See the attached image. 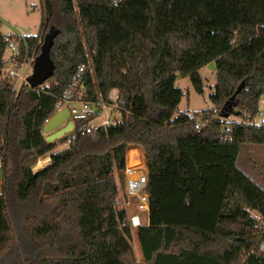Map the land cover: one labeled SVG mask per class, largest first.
Returning a JSON list of instances; mask_svg holds the SVG:
<instances>
[{
	"label": "trees",
	"instance_id": "trees-1",
	"mask_svg": "<svg viewBox=\"0 0 264 264\" xmlns=\"http://www.w3.org/2000/svg\"><path fill=\"white\" fill-rule=\"evenodd\" d=\"M41 4V27L60 30L51 49L55 71L43 84L24 82L15 92L2 75L0 34V263L15 264L10 255L19 243L31 250L23 248L20 264H138L131 229L122 226L126 210L118 207L126 150L137 144L149 196V222L138 227L145 264H264L256 252L264 185L238 164L245 146L264 148V125L254 121L264 94V0ZM37 34L13 35L22 55L37 54ZM210 61L212 107L176 114V73L202 93L198 70ZM89 62L106 91L118 89L120 120L83 134L77 127L55 149L43 126L57 99L81 79L82 98L97 100ZM47 155L49 163L33 170ZM25 205L32 208L19 219V242L13 213Z\"/></svg>",
	"mask_w": 264,
	"mask_h": 264
},
{
	"label": "rangeland",
	"instance_id": "rangeland-1",
	"mask_svg": "<svg viewBox=\"0 0 264 264\" xmlns=\"http://www.w3.org/2000/svg\"><path fill=\"white\" fill-rule=\"evenodd\" d=\"M43 17H44V13L42 11L41 0H0V34L2 35L25 36V35L38 33L37 35L40 38L38 41L41 43L44 34L48 31L47 29L41 27V24L43 23ZM108 37L110 38L111 35H109ZM35 53L36 52L34 49L33 52L31 53L32 54L31 56H33ZM38 53L39 50L37 54ZM37 54H35V56ZM86 67L91 68L90 71L92 74L93 81L97 87V91L101 92L103 95H106L107 88L105 87L106 85L102 79V75L99 72V70L93 65V62H89L88 66L86 65ZM24 72L30 74L31 70L26 69V71ZM198 73L203 83L202 93H199L194 89V87L191 84L190 78L188 76H183L179 73H176L174 84L175 86L179 87L182 92V97L177 106L176 114L178 113L200 114V112L203 109L212 107V103L209 99V94L213 91V85L216 82L214 61H210L204 66L200 67ZM99 113H100V117L98 120L103 119L106 116L115 115L117 117L116 119L119 121L121 117L120 114L116 110H112L111 107L102 109L99 111ZM225 118H229L230 120L237 119L234 118V116H230V117L225 116ZM254 121L256 124L264 125V94L260 98L258 113ZM44 135H48V134L44 133ZM54 141H57V139H55ZM67 145L68 143H66L65 141L58 140L56 142L55 149H61L66 147ZM130 148L140 150L143 159L141 164L142 166L145 165L143 169L147 170L144 149L137 144L128 145L127 150H130ZM43 158L44 157H40L37 159L36 163L32 167L33 170H37L41 168L43 164L37 168L35 166L37 163L41 161L44 163V161L42 160ZM238 164L249 174L251 178L256 180L262 186L264 185V148L262 146L260 145L245 146L242 149L241 154L239 156ZM118 174L119 173L115 171L114 177H117ZM1 175L2 173L0 168V184L2 177ZM128 197L129 199L126 196L125 186H124V189L119 194L118 206L120 207L121 205L122 207L123 206L126 207L125 209L127 216L130 212L132 211L135 212L137 210L136 198L133 196L132 197L128 196ZM30 208H32L30 205L21 206L20 208H17L16 211L13 213L15 229L19 233L18 235L19 242L22 236L25 235V234L22 235L23 233L19 226V219L22 213ZM132 244L138 264H145L137 234L134 232L132 233ZM25 247L18 243L16 250L14 251V253L10 255L12 257L10 261L15 262V264H20V259L21 256L23 255V248L27 250V252L29 253L31 252V250H29L30 246H25ZM4 261L6 260L4 259L0 264H3Z\"/></svg>",
	"mask_w": 264,
	"mask_h": 264
},
{
	"label": "built area",
	"instance_id": "built-area-1",
	"mask_svg": "<svg viewBox=\"0 0 264 264\" xmlns=\"http://www.w3.org/2000/svg\"><path fill=\"white\" fill-rule=\"evenodd\" d=\"M2 38L6 44L5 63L2 68V75L10 80L13 89L18 93L22 84L26 82V77L29 75V73H25L24 71H26V69H32L35 55L31 56L32 54L29 55L27 52L22 55L20 38H16L13 35H2ZM85 68V65H81L77 73L83 72ZM88 69L89 71L91 70L90 67H88ZM83 92V83L81 79H78L77 81L75 80L63 97L57 99L53 114L63 108H67L68 110V116L63 125H66L67 121L70 120L72 121L71 131L78 127L83 134L102 127L105 128L108 125H115L118 122L115 115L106 116L98 120L100 117L99 111L107 107H111L112 110H116L119 113L117 104L119 92L117 88H110L106 95L97 91L96 101L83 99ZM104 97H107V100L104 99ZM50 117L46 118L45 122H47ZM144 166L139 164L137 166L128 167L125 160V169L123 170V174L125 175V193L128 199V196L136 198L137 208L133 214L126 216L122 221V226L129 227L130 229H138L139 226L143 224L147 225L149 222L144 221V216L149 214V196L145 191L147 170L143 169ZM256 252L264 254V239L260 240L258 243Z\"/></svg>",
	"mask_w": 264,
	"mask_h": 264
},
{
	"label": "water",
	"instance_id": "water-1",
	"mask_svg": "<svg viewBox=\"0 0 264 264\" xmlns=\"http://www.w3.org/2000/svg\"><path fill=\"white\" fill-rule=\"evenodd\" d=\"M59 32L60 30L58 28L50 26L48 31L44 34L39 47V53L35 56L33 61L31 73L25 80L31 88L40 86L53 76L56 65L51 58V49ZM67 116L68 110L67 108H63L53 114L48 121L44 123L43 132L48 134L45 137L47 142H52L72 130V121L68 120L66 125H63ZM141 162L142 154L139 149H130L127 151L126 164L128 167L137 166L141 164Z\"/></svg>",
	"mask_w": 264,
	"mask_h": 264
},
{
	"label": "crops",
	"instance_id": "crops-1",
	"mask_svg": "<svg viewBox=\"0 0 264 264\" xmlns=\"http://www.w3.org/2000/svg\"><path fill=\"white\" fill-rule=\"evenodd\" d=\"M255 120V119H254ZM131 149V148H130ZM128 151V150H127ZM126 155H127V153H126ZM41 160V159H40ZM39 160V161H40ZM43 161H44V164L42 165V166H44V165H46V164H48L49 163V160H50V157L49 156H46V157H44L43 159H42ZM41 166V167H42ZM128 204V203H127ZM119 207V206H118ZM119 208H126V207H122L121 205H120V207ZM126 210V209H125ZM134 213V211H132V212H130L129 214H128V216L129 215H131V214H133ZM144 221H148V214L146 215V216H144ZM131 232L133 233H136L137 234V237H138V229H131ZM138 240H139V238H138ZM140 243V242H139Z\"/></svg>",
	"mask_w": 264,
	"mask_h": 264
},
{
	"label": "bare ground",
	"instance_id": "bare-ground-1",
	"mask_svg": "<svg viewBox=\"0 0 264 264\" xmlns=\"http://www.w3.org/2000/svg\"><path fill=\"white\" fill-rule=\"evenodd\" d=\"M42 164H44V163L41 161V162L37 163L35 167L37 168V167L41 166Z\"/></svg>",
	"mask_w": 264,
	"mask_h": 264
}]
</instances>
